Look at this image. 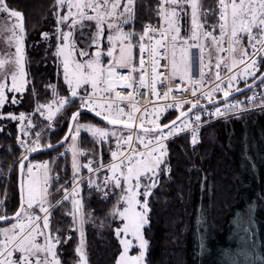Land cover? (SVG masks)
<instances>
[{"label":"snow or ice","instance_id":"6c2138e0","mask_svg":"<svg viewBox=\"0 0 264 264\" xmlns=\"http://www.w3.org/2000/svg\"><path fill=\"white\" fill-rule=\"evenodd\" d=\"M137 7V0H56L55 31H44L41 36L43 42L55 38L45 49V58L51 56L58 76L62 70L63 85H47L52 90L51 102L40 103L34 80L31 82L37 98L34 111L47 121L37 131L39 123L33 115L2 111L6 103L20 102L17 94L26 93L30 81L25 14L10 0H0V17L5 18L0 33L9 44L14 41L15 47L14 57L0 59V116L19 121L16 139L21 150L7 173L10 180H15L12 172L18 171L19 206L15 202L5 206L6 199L0 202V221L10 225L0 228V264H64L60 248L71 240L73 229L79 232L76 264H89L85 219L80 214L84 169L90 193L94 189L101 200L117 197L107 214L111 220L105 216L100 225H115L113 234L122 249L115 264H147L149 240L144 229L150 223L154 191L172 172L170 142L184 135L194 149L203 126L215 118H226L229 112L240 114L243 108L255 106V92L243 100H233L232 93L240 92V81L249 87L250 78L251 87L257 82L264 87V71L258 60V55L264 54V0H217L208 9L199 0H159L154 9L157 22L145 23L140 32L135 30ZM185 18L187 24L183 23ZM86 34L90 44L87 40L81 43ZM222 67L227 69L226 75H222ZM179 90L183 94H178ZM9 92L10 98L6 95ZM150 98L156 103L149 107ZM260 104L264 105V94ZM169 110H178V114L169 113L174 119L165 116ZM86 112L105 123H81ZM61 116V124L68 131L56 144L45 142L44 132L55 131ZM84 129L92 134V143L100 145V159H95L97 149L93 147L86 164L80 160L85 150L77 146ZM105 143L110 153L107 163L103 160ZM65 145L64 152L48 160L31 158L38 149L55 150ZM69 150L71 189L68 181L60 183L54 167ZM3 175L0 168V179ZM206 183L205 176L202 187ZM69 199L73 211L67 213L72 217L67 232L64 225L53 230V210ZM134 244L139 251L131 254ZM257 260L264 264V253H257L253 264Z\"/></svg>","mask_w":264,"mask_h":264},{"label":"trees","instance_id":"16d2710c","mask_svg":"<svg viewBox=\"0 0 264 264\" xmlns=\"http://www.w3.org/2000/svg\"><path fill=\"white\" fill-rule=\"evenodd\" d=\"M199 2L204 9L216 4V0H199ZM10 3L25 14L26 70L30 83L26 93L17 94L21 97L20 102L15 105L6 103L2 111L4 113L11 111L17 115L21 111L32 114L39 123L38 131L46 121L34 111L37 98L32 94L31 82L34 80L39 102H51L52 91L46 86L50 83L54 84L58 77L51 56L45 58V49L54 42L55 38L53 36L51 41L43 42L41 33L54 32L55 0H10ZM157 4L158 0H137L135 29L137 32L145 23L156 19L154 9ZM135 55L137 56V48ZM263 69L264 55L261 57L260 65V70ZM59 83L63 85L61 81ZM244 85L242 81L238 86L240 88ZM252 90L249 89L233 99L245 98ZM247 111L253 113V117L245 118L246 122L238 119L229 124L217 119L218 121L204 126L200 132V141L194 149L184 135L170 142L172 172L170 178L163 181L154 191L151 198L150 223L145 227V235L149 240L147 264H226L223 254L236 245L231 239L236 214L244 211L245 205L250 203L254 207V220H263L259 210H264L262 206L264 203V105ZM173 112L178 114V111L174 110L166 113L165 116L172 119L174 115L169 113ZM62 119L61 116L60 120H56L55 131L44 132L45 142L54 144L62 138L67 129L66 125L61 124ZM80 119L103 125L86 113ZM161 119L165 123L168 122L164 117ZM0 124L3 128L0 132V167L6 171L21 150L17 148V122L2 118ZM245 127L249 131L247 135H245ZM93 139L87 133L81 132V147L86 153L83 155L84 163L88 160L93 147L97 149L95 159L98 160V143L94 145ZM61 149L58 147L55 150L39 153L32 159L47 158L48 160ZM103 152V160L107 161L110 156L107 143ZM61 164L62 160L59 159L58 164L55 165L58 173L61 172ZM65 168L64 180L68 181L67 187H69L72 174L69 166ZM13 176L16 179L10 181V190L8 187L5 205L7 207H11L14 202L17 207L19 204L17 176ZM205 176L207 183L202 187ZM116 199V196H112L109 200H101L94 189L90 193L89 186L82 184L81 200L88 214L84 231L89 264H115V258L121 251L119 241L113 234L115 225L105 223L103 228L100 226L105 216L107 220H111V216L107 214L116 203ZM61 209L64 210L63 215L59 211ZM67 210L69 211V207L65 202L63 206L53 210V230L64 225L65 231L66 226L70 224V216L65 214ZM253 239H256L255 236ZM260 241L262 243V240ZM76 246L77 238L75 231H72L71 240L60 248L64 264L76 262ZM259 251L264 253L261 247Z\"/></svg>","mask_w":264,"mask_h":264},{"label":"rangeland","instance_id":"374dc122","mask_svg":"<svg viewBox=\"0 0 264 264\" xmlns=\"http://www.w3.org/2000/svg\"><path fill=\"white\" fill-rule=\"evenodd\" d=\"M216 3H217V0H216ZM55 4H56V0H55ZM64 11H66V8L64 9ZM4 19H5L4 17H0V23L4 22ZM183 23L187 24L188 23V18H185ZM129 27H131V26H129ZM54 31H55V29H54ZM9 35H10V33H9ZM77 35H79V34H77ZM85 40H87L88 44L91 43V40L88 39L87 34L84 37L81 38V43H83ZM246 42L247 41H246V38H245V43ZM104 44H105V46L107 44L106 37L104 38ZM94 50H95V48L93 47V51ZM193 50L196 51L197 53L199 51L198 49H195V48ZM249 51H251V47L250 46H249ZM14 53H15L14 41L11 44H9V42L4 38L3 33H0V59H4L6 61H9L10 58L14 57ZM238 55L239 54H237V56ZM205 62H207V60ZM104 63L107 64V60H105ZM211 67H212L213 70L215 69V52H213V63L211 65ZM55 70H56V75H57V68H55ZM198 74H199V71H198V62H197L195 75L198 76ZM0 77H2V73H0ZM57 77L58 78H56L57 80H56V82L54 84H57L59 81H61L63 83L62 70H61V74L59 76L57 75ZM8 83H9V85L11 83L10 77H9ZM252 89H253L252 92L250 94H248V96H252L253 92L256 93V96H255L256 104H255L254 107L241 110L240 114H235V113L229 112L226 118L225 117L215 118L209 124L205 125V127L210 125V124H212V123H214V122H216V121H218L217 119H219V120L221 119V120L225 121V123H229L230 124L234 120H238V119H241L243 122H246L244 120L245 118L253 117L252 116L253 113H251L250 111H247V110L263 106L259 102H260L261 94H264V87H261L260 84H258L255 87H253ZM6 95L9 96V98H10L11 93L10 92L6 93ZM248 96H246V97H248ZM233 100H241V99H233ZM175 111H178V110H175ZM2 118L3 117L0 116V120ZM40 118H42V117H40ZM42 119H44L46 121V118H42ZM80 121H81V123H90L91 122L90 120H87V119H80ZM16 122H17V125H18L19 121H16ZM46 123H47V121H46ZM46 123L43 124L42 129L44 128ZM0 127H2L1 124H0ZM202 128H201V130H202ZM245 129H244L245 135H247L248 129L246 127H245ZM38 131H40V130H38ZM81 132L82 133L85 132V133H87L88 135H90L92 137V134L89 133L86 129L82 130ZM69 144H71V140H69ZM77 146L79 148H82L81 147V134H80ZM61 148L62 149H61L60 153L65 151V148H67V145H65V146H63ZM98 148L100 150L99 143H98ZM19 156H20V154L18 155V157L15 160H17L19 158ZM59 159L62 160L61 172L59 173V177L61 178V183H64L65 182L64 178L66 176V173H65L66 168H65V166H69V170H70V172L72 174V167H71L72 154H71V151L69 150L67 152L66 156H61ZM99 159H100V156H98V160ZM109 159H110V156H109L108 160L104 161V162L107 163L109 161ZM35 160L36 161H44V160H47V158H45V159L44 158H37ZM80 160H81L82 163H84L83 162L84 161L83 160V155L80 157ZM86 163H87V160H86L85 164ZM16 167H17V170H18V164H17ZM9 171H10L9 167H8V169L6 171L3 170V174H4L3 178L0 179V202L5 201V199L7 198L6 196H8V192L10 190V186L9 185L11 184L10 183L11 180L7 176V173ZM17 172L18 171H13L12 175H16L17 176ZM83 176L85 177L84 185L89 186L88 183H87V176H88L87 169L83 170ZM101 176H102V174H101ZM2 184H3V187H2ZM8 187H9V190H8ZM71 187H72V185H70L68 188L71 189ZM79 191L81 193V189H79ZM61 195H62V193H61ZM80 198H81V196H80ZM18 201H19V199H18ZM65 203H67V206L69 207V211L68 210L65 211V214L72 212L73 211V207H72L71 199L67 200ZM82 205L83 206H82V208L80 210V214L84 216V219H85V222H86L88 220V214H87V211H86L85 204L83 202H82ZM262 206H264V203L262 204ZM253 210H254L253 205L248 203V204L245 205V210L244 211H242L241 213L239 212V214H236V216H235L236 220H235V222L233 224L232 235H231V239L233 241H235L236 245L233 248L228 249V252H225L223 254V259H225L226 264H253V259H254L255 255L257 253H260V251H259L260 247H261V249H264V210L263 211L259 210L260 217L263 220L259 219L257 221L254 220L255 216L253 215ZM59 211L63 215L64 212H62V211H64V210L61 209ZM0 212H2V207H0ZM256 217H258V216H256ZM53 220H54V216L52 215V221ZM71 221H72V217L70 216V223H71ZM12 222L14 223V221H12ZM3 227H10V225L9 224H5V223H0V228H3ZM145 227H147V225H145ZM67 230H68V227L66 226L65 233L67 232ZM72 231H75V235H76V238H77V244H78V242H79V232L76 231L75 229H73ZM253 236H255L256 242L253 239ZM0 238H3V237L0 236ZM260 240H262V243H261ZM257 244H258V246H257ZM85 251H86V246H85ZM138 251H139L138 246L134 244L133 249L131 250V254H136ZM249 253H253V255L250 256ZM78 259H79V257H78V254H77L76 262L78 261ZM76 262L74 264H76ZM256 264H259L258 260L256 261Z\"/></svg>","mask_w":264,"mask_h":264},{"label":"built area","instance_id":"2783aa9c","mask_svg":"<svg viewBox=\"0 0 264 264\" xmlns=\"http://www.w3.org/2000/svg\"><path fill=\"white\" fill-rule=\"evenodd\" d=\"M158 2H159V0H158ZM156 22H157V17H156V19H155L154 21H152L151 23H156ZM143 26H144V25H143ZM143 26H142V28H141L140 31L143 30ZM140 31H139V32H140ZM139 55H140V53H139V49H138V46H137V56H136L137 64L139 63ZM223 55L227 56V53H224ZM263 55H264V54H260V55H258V60L260 61V65H261V57H262ZM121 71H127V69H121ZM221 72H222V75H226V74H227V69H225V68L222 67V68H221ZM137 79H138V77H137ZM175 79H176L177 82H179V78H178V77L175 78ZM240 82H242V81H240ZM178 94H183V90H179V91H178ZM220 96H222V93L220 94ZM243 99H245V98H241V100H243ZM138 100L140 101V104L143 105V103H144L143 99L138 97ZM255 101H256V100H255ZM203 102H206V101H202V103H203ZM124 103H127V102H124ZM152 103H156L155 98H150V101H149V107H150V105H151ZM247 108H251V107H247ZM247 108H243L242 110L247 109ZM170 111H174V110H169V112H170ZM167 113H168V112H167ZM165 114H166V113H165ZM54 119H56V118L54 117Z\"/></svg>","mask_w":264,"mask_h":264},{"label":"water","instance_id":"95a60500","mask_svg":"<svg viewBox=\"0 0 264 264\" xmlns=\"http://www.w3.org/2000/svg\"><path fill=\"white\" fill-rule=\"evenodd\" d=\"M262 71H264V69L262 70ZM259 84V82H257V85ZM253 87H251V82H249V87H245V85L244 86H242V87H240V92H234V93H232V98H234V97H236L237 95H239V94H241V93H243V92H245V91H247V90H249V89H252ZM221 97V100H223L224 98H223V95L222 96H220ZM204 103H207V101L206 102H203L202 104H204ZM86 114H88V115H90L91 117H93L94 119H96L97 121H99V122H101V123H105V122H102V120L100 119V118H97V117H95L94 116V114L93 113H89V112H86ZM174 119V118H173ZM68 131V129H66V131L65 132H67ZM64 136V135H63ZM63 136H62V138L61 139H63ZM57 143V142H56ZM56 143H54V144H56ZM58 148V147H57ZM48 151H51V150H48ZM42 152H46L45 150H40V149H38L37 150V153H33L32 155H31V158L33 157V156H35V155H37V154H39V153H42ZM18 168H19V165H18ZM18 180H19V176H18V172H17V185H18ZM18 206H19V204H18ZM0 222H2V221H0Z\"/></svg>","mask_w":264,"mask_h":264}]
</instances>
